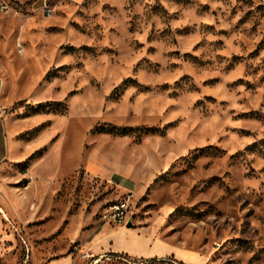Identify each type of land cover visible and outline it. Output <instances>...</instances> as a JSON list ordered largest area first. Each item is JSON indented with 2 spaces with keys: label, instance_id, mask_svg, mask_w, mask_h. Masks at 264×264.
<instances>
[{
  "label": "rangeland",
  "instance_id": "rangeland-1",
  "mask_svg": "<svg viewBox=\"0 0 264 264\" xmlns=\"http://www.w3.org/2000/svg\"><path fill=\"white\" fill-rule=\"evenodd\" d=\"M0 72V264H264V0H0Z\"/></svg>",
  "mask_w": 264,
  "mask_h": 264
},
{
  "label": "crops",
  "instance_id": "crops-1",
  "mask_svg": "<svg viewBox=\"0 0 264 264\" xmlns=\"http://www.w3.org/2000/svg\"><path fill=\"white\" fill-rule=\"evenodd\" d=\"M6 87L7 79L4 74L0 72V168L6 164V160L11 158L12 150L20 147L19 143H15L10 138V125L7 113L10 98L6 94ZM133 233L135 234L133 230L123 227L113 228L112 225H104L92 243V248L95 253H97L95 255L104 253L127 254L134 258L149 260L175 257L177 262L181 264H205L207 261V256L203 254L176 247L163 240H156L150 237L145 238V240L147 239L146 242L143 240L144 246L142 247H144V249L143 252H140L139 249L131 246L132 243H136ZM148 239H150V241ZM166 246L167 250L163 252L162 250H164Z\"/></svg>",
  "mask_w": 264,
  "mask_h": 264
},
{
  "label": "built area",
  "instance_id": "built-area-1",
  "mask_svg": "<svg viewBox=\"0 0 264 264\" xmlns=\"http://www.w3.org/2000/svg\"><path fill=\"white\" fill-rule=\"evenodd\" d=\"M17 48H18L19 53H23L24 46L22 44H18ZM125 212H126V205L125 204L115 206L113 208V219H114V221H118V222L123 221L125 219V216H126ZM87 256H88V254H87Z\"/></svg>",
  "mask_w": 264,
  "mask_h": 264
},
{
  "label": "trees",
  "instance_id": "trees-1",
  "mask_svg": "<svg viewBox=\"0 0 264 264\" xmlns=\"http://www.w3.org/2000/svg\"><path fill=\"white\" fill-rule=\"evenodd\" d=\"M139 129H132V128H130V129H123L122 130V133H125V134H130V133H132V132H137ZM160 132V130H157V129H154V128H150V129H147V128H143L142 130H141V133H145V134H155V133H159Z\"/></svg>",
  "mask_w": 264,
  "mask_h": 264
},
{
  "label": "bare ground",
  "instance_id": "bare-ground-1",
  "mask_svg": "<svg viewBox=\"0 0 264 264\" xmlns=\"http://www.w3.org/2000/svg\"><path fill=\"white\" fill-rule=\"evenodd\" d=\"M1 210V212H3L5 215H6V213H5V211L3 210V209H0ZM98 262V261H97Z\"/></svg>",
  "mask_w": 264,
  "mask_h": 264
},
{
  "label": "water",
  "instance_id": "water-1",
  "mask_svg": "<svg viewBox=\"0 0 264 264\" xmlns=\"http://www.w3.org/2000/svg\"><path fill=\"white\" fill-rule=\"evenodd\" d=\"M129 226H131V225H129Z\"/></svg>",
  "mask_w": 264,
  "mask_h": 264
}]
</instances>
